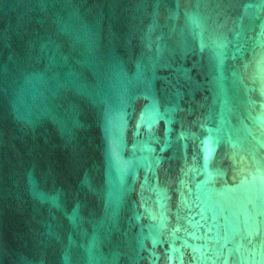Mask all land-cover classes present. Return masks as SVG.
Returning <instances> with one entry per match:
<instances>
[{"label": "water", "instance_id": "95a60500", "mask_svg": "<svg viewBox=\"0 0 264 264\" xmlns=\"http://www.w3.org/2000/svg\"><path fill=\"white\" fill-rule=\"evenodd\" d=\"M0 264H264V0H0Z\"/></svg>", "mask_w": 264, "mask_h": 264}]
</instances>
